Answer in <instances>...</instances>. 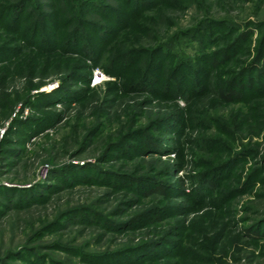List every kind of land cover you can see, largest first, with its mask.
Listing matches in <instances>:
<instances>
[{"label": "rangeland", "instance_id": "374dc122", "mask_svg": "<svg viewBox=\"0 0 264 264\" xmlns=\"http://www.w3.org/2000/svg\"><path fill=\"white\" fill-rule=\"evenodd\" d=\"M18 1L0 0V15ZM78 2L33 5L56 12L59 17L49 18L61 32L75 31L82 18L95 27H121L98 64L83 58L80 47L38 51L7 33L10 17H0L7 18L0 21V49H23L15 63L0 60V264H264V91L231 102L218 93L233 76L247 79L244 69L252 66L264 33V0H164L126 17H103ZM31 7L19 11L22 27L35 19ZM77 12L86 17H75ZM39 18L54 38L56 27ZM246 29L252 33L235 43ZM212 31L224 36L217 48L232 41L235 48L230 61L209 68L204 93L165 99L142 90L138 80L155 56L164 76L177 71L175 59L205 66L197 58L199 39H193L216 44ZM131 51L134 70L122 78L102 68L112 53ZM182 62L179 71L192 79ZM98 71L105 74L101 81ZM64 84L68 89L61 90ZM56 91L76 96L48 98ZM15 92H29L30 103L11 107ZM177 111L188 119L185 131L161 129V121ZM147 134L173 139L178 150L144 149L139 135ZM227 165L217 192H207L208 203H193L186 193L196 177ZM141 177L172 183L181 192L147 196L133 182ZM254 230L259 234L250 235ZM147 246L153 255L136 259L130 253Z\"/></svg>", "mask_w": 264, "mask_h": 264}, {"label": "trees", "instance_id": "16d2710c", "mask_svg": "<svg viewBox=\"0 0 264 264\" xmlns=\"http://www.w3.org/2000/svg\"><path fill=\"white\" fill-rule=\"evenodd\" d=\"M40 2V0H37ZM120 3V6L122 3L126 5L125 9H121L117 5H110L106 0H79V7L81 4H83V7L91 8L92 10H98L100 15L103 17H126L125 14H131L135 15L139 11V8L148 7L149 5H153L158 2H163L164 0H136V3L132 6L131 3L133 0H115ZM32 3L31 12L34 13L35 19L32 20L26 27H22V20L20 19L22 17V14L30 9V5ZM33 0H19L17 3H14L11 5V7L4 8L3 11H1L0 17H10L9 22L10 25L6 26V32L9 34L16 33L20 36L22 41L24 40L26 44L28 43V46L35 47V49L42 50L43 47H45L48 51L54 50V51H66L69 50L71 47H80V52L83 58L88 57L89 59L95 60V63L99 59H101L105 52L110 49V46L112 45V42L115 41L119 35L120 28L117 29V27H107L105 26L101 27H95L93 23L88 21V19L82 18L80 20V24L76 26V30L72 32H61V25L58 21H55V19L49 18V17H59V15L56 12H49V9L47 8V4L40 3V5L35 6L33 5ZM39 9H37V8ZM82 7V8H83ZM46 8V9H45ZM96 8V9H95ZM110 8V9H109ZM111 12H114L115 16H112ZM22 10V14L19 13V11ZM35 10V11H34ZM124 10V11H123ZM131 10V11H130ZM129 12V13H128ZM18 13V14H17ZM29 17V15H28ZM39 17H47L46 23L49 24L51 28L56 27V35L53 38L52 35L49 33H45L44 29H41L42 21ZM75 17H86L84 14L77 12ZM130 17V15H128ZM7 18H1V23L5 22ZM120 22V21H119ZM232 25V24H231ZM13 26V27H11ZM220 26V25H218ZM83 27H86L88 29H91V33H82ZM47 28V26H46ZM102 29V30H101ZM57 30L60 31V33H57ZM78 30V31H77ZM252 29H246L244 31H241L235 37L233 40L235 43L240 41H245L248 36L252 33ZM229 31H232L230 28ZM47 32V31H46ZM215 31H212L210 33L211 35H214ZM226 33L225 35H227ZM110 35H113V37L110 38ZM224 36L219 37L217 34L213 36L212 42L215 43H208L204 44V42H208L207 40H204L203 38L198 37L196 35L193 40H198V44L196 46L197 51V58L201 59V61H204L205 66H199V65H188L182 62V60H176L174 63V69H176V72H172L169 75L164 76L163 68L161 67V64L152 58L151 61H149V64L146 68V70L142 73V76L138 80V83L142 84V90H146L147 92L154 93L158 96H161L165 99H179V98H192V95H198L205 92V89H208L209 86H206L204 83H201L204 81V79L209 76V71L212 68H216L218 66H221L223 64H226L228 61L231 60L232 52L235 48V43L233 44V41L230 42V45L226 46L225 48H217L216 46L220 45L222 39ZM232 43V44H231ZM164 49V47L162 48ZM23 49L17 48V47H6L5 49H0V60H7L8 64H12L18 61V59L21 57ZM126 51V50H125ZM164 51V50H163ZM159 52H162L161 50ZM135 51H131L128 54L124 55L123 53H112L111 56H109L108 62L101 64L102 68L109 73L112 76H115L117 78H122L125 74L132 72L134 70V66L136 63L135 55L133 54ZM169 53V52H168ZM107 54V53H106ZM159 54V53H158ZM156 53V55L158 56ZM171 57L176 54H172L170 52ZM169 54V56H170ZM184 61V60H183ZM181 62L184 64L183 66L189 67V69L192 72V79L188 78L186 73L179 71V66H181ZM101 63V61H100ZM99 63V64H100ZM199 64V63H198ZM179 65V66H178ZM178 66V67H177ZM177 67V68H176ZM183 68V67H182ZM210 68V69H209ZM162 69V70H161ZM183 70V69H182ZM68 71H71L72 74L74 73V66H71ZM244 72L248 74L246 77L247 79L245 81H242L243 76L245 75H238L237 77L233 76L232 78L227 79L224 81V87H222L219 90V96L226 100L227 102L231 101H237L242 100L245 97L253 96V94L258 92L264 91V81H261L264 78V33L261 36L257 48L255 50L254 59L252 61V66L248 69L245 68ZM253 72L258 74L257 77H253ZM67 76L70 75L69 72H67ZM162 73V74H161ZM245 74V73H243ZM161 77H159V76ZM66 76V77H67ZM182 76V77H181ZM183 78L182 81L177 82V78ZM256 78V79H254ZM15 78H12L10 82H14ZM255 81H258L256 84ZM9 82V83H10ZM137 82V81H136ZM11 84V83H10ZM8 85L6 88L7 90L10 88L11 85ZM228 87V89L226 88ZM15 88V87H14ZM204 88V91H203ZM62 89H68L66 85H62ZM227 89V91H226ZM263 90V91H262ZM61 96H65V98H68V96L75 97L76 91L73 92V95H65L61 91H56L54 93L48 94V98H60ZM190 96V97H188ZM194 96V95H193ZM8 102L10 103L11 107L16 105L19 102H22L24 104L30 103V93L24 92V93H16L14 97H10L8 99ZM188 127V119L184 117L183 114H180L178 111L173 112L172 115L169 117L164 118L161 121V129L163 130H169L170 132H178L179 128H183V130L179 131L182 134L185 129ZM178 128V129H177ZM163 133V132H162ZM139 137H143V148L150 151V152H157V153H169L174 152L178 149H176L172 143H174L173 139H166V137H163L162 135H153V134H147V135H139ZM137 137V138H139ZM173 138V136H172ZM179 152V151H178ZM179 156L183 157V153L181 154L179 152ZM229 165L223 167V170L221 167L217 166L214 167L211 172L209 173V177L204 178L202 177H196L193 184L192 192L186 193V191L182 190V193L188 194L190 196L189 198L193 203L200 205H204L208 203L210 200L207 196V192L210 194L214 190H218L219 182L218 178H220V174L222 175V172L228 168ZM225 173V172H224ZM217 174V175H216ZM213 175L215 176L213 178ZM124 176L121 178L123 179ZM134 184H139V187L141 190H144V194L147 196H151L154 194H161L165 195L166 197H169L172 193L173 195L178 194L181 192V189H179L176 185L172 183H164V181H161L160 179L155 178H135ZM139 190V189H138ZM140 191V190H139ZM31 193H34L33 191H29L28 195H30L31 198L34 196L31 195ZM35 195V194H33ZM26 206H30V204H27ZM84 212H79L78 215L81 216ZM146 218L151 217L148 212L143 213ZM156 218V216L154 217ZM250 235H258V230L251 231L249 233ZM150 246H147L146 248H142L140 250H130V253H133L134 258L138 259L140 256L143 255H153L151 253ZM140 262V260H138ZM138 263V262H136Z\"/></svg>", "mask_w": 264, "mask_h": 264}, {"label": "built area", "instance_id": "2783aa9c", "mask_svg": "<svg viewBox=\"0 0 264 264\" xmlns=\"http://www.w3.org/2000/svg\"><path fill=\"white\" fill-rule=\"evenodd\" d=\"M96 74H97V77H98V78L101 77L100 79H98V81H101V80L104 79V76H105L104 72H102V71H98Z\"/></svg>", "mask_w": 264, "mask_h": 264}, {"label": "bare ground", "instance_id": "6f19581e", "mask_svg": "<svg viewBox=\"0 0 264 264\" xmlns=\"http://www.w3.org/2000/svg\"><path fill=\"white\" fill-rule=\"evenodd\" d=\"M100 78H101V77H100ZM100 78H99V79H100Z\"/></svg>", "mask_w": 264, "mask_h": 264}]
</instances>
